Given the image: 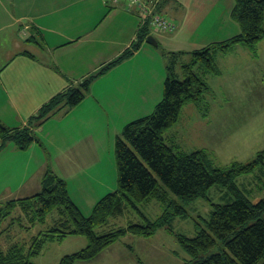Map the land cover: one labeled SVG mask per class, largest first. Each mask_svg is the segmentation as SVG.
<instances>
[{"label": "rangeland", "instance_id": "obj_1", "mask_svg": "<svg viewBox=\"0 0 264 264\" xmlns=\"http://www.w3.org/2000/svg\"><path fill=\"white\" fill-rule=\"evenodd\" d=\"M210 1L208 0V9L212 10L214 5L220 8L216 0ZM228 5L229 3L225 12L230 9L231 5L234 6V0L231 1L229 7ZM196 6L197 1L193 0L190 3L193 13L196 11ZM134 17L141 20V16L134 15ZM232 24L235 28L234 36L240 30L235 22ZM150 33L158 39L160 45L157 48L147 47V50L152 53L147 52L140 55L141 57H136V63L140 62V73L134 74L124 85L121 83V75L93 82L88 92L84 94V100L77 108L79 109L77 113L69 114L70 109H64L56 117L61 127L54 126L51 139L55 142L60 139L66 147L64 148L61 144L57 153L62 148L66 151L68 147H73L71 151L77 152L79 148L73 146L71 139L79 136V131L74 133L67 125L92 115V125L87 124L86 121L82 125L86 128L85 135L89 134L88 128H93L90 133L92 141L89 142L86 137L85 144L81 148L86 156L85 163H82L80 159H78L79 164L60 162V158L57 162L52 157L47 161L45 170V172L49 170L58 177L64 178L70 199L86 216L98 201L95 198L89 202V192L96 191L93 188L96 181L102 183L103 180L99 176L105 178L106 186L113 188L104 193L116 190L117 173L114 156L116 138L121 137L128 123L153 113L155 106L162 98L166 75L165 66H168L171 60L168 58V50L166 51L162 40L159 39V32L155 33L152 30ZM202 35L198 33L193 39H187L179 45L185 50L202 49L208 43L203 38L197 39ZM174 60L173 69L176 78L182 80L181 67L190 62L189 55L185 54ZM137 64L133 66V69L122 68L120 72H136ZM216 64L221 73L218 76L208 75L198 66L193 69V72L201 77L212 91L210 95L205 96L207 99L203 101L208 103V123L195 124V119L192 118L194 113L190 112L195 107L187 104L181 111L180 120L166 130L163 137L165 144L175 153L203 150L215 167L224 169L233 162L249 163L255 159L258 152L264 150V39L256 45L254 54L247 48L234 46L228 55L217 54ZM138 77L146 79L144 84L135 81ZM80 84L81 82L69 86L68 89L79 88ZM93 109L96 111H92ZM50 128L51 124L47 123L37 132L38 138L44 144L50 138ZM8 146L13 145L9 143ZM4 150L6 151L0 153V199L18 200L40 192L43 174L39 187H35L30 182V179L37 177L33 176L38 165L37 154L33 153L34 151L22 153L20 159L16 160V155L10 154L9 149ZM47 150L55 156L54 150L51 148ZM66 160L70 161L68 156ZM158 183L162 186L160 181ZM234 183L251 202L264 199V169L262 166H258L252 173L237 177ZM5 187L9 193L5 191ZM206 194L207 200L198 198L184 205L185 217L173 218L171 226L175 233L189 238L195 237L201 227L205 228V221L209 220L212 210L210 203L227 204L233 199L228 188L221 185L210 187ZM170 196L176 199L173 195ZM2 205L3 203L0 207ZM137 208L152 222L160 217L164 210V206L157 200L142 203ZM61 219L62 216L54 210L46 217L44 224L36 223L28 226L27 219L21 210L16 208L0 224V249L5 252L13 245L28 246L30 240L39 232L59 223ZM262 219H264V214H262ZM143 222L134 209L123 208L121 214L110 218L106 225L96 228L95 232L102 234L117 228H126L131 223L143 224ZM87 244L85 237L68 235L60 242L46 243L42 252L32 258L31 262L33 264H59L62 257L85 248ZM221 246V243L217 242L213 252H218ZM187 260L188 256L175 236L161 227L154 235L147 238L125 234L96 257L81 264H184Z\"/></svg>", "mask_w": 264, "mask_h": 264}, {"label": "trees", "instance_id": "obj_2", "mask_svg": "<svg viewBox=\"0 0 264 264\" xmlns=\"http://www.w3.org/2000/svg\"><path fill=\"white\" fill-rule=\"evenodd\" d=\"M144 1L151 7L152 14H159L160 0ZM230 18L239 27L237 35L189 53L168 54L171 62L165 66L162 98L153 113L128 123L121 137L116 138V190L98 199L89 215L79 210L69 197L66 183L49 170L41 178L40 192L3 203L0 224L16 208L21 210L28 226L44 224L54 210L62 219L39 232L28 246L13 245L5 252L0 249V264H33L31 259L42 252L46 243L60 242L68 235L82 236L88 241L85 248L65 255L59 261V264H77L93 259L125 234L147 238L161 227L175 236L188 256L184 264H264V199L251 202L234 183L237 177L252 173L258 166L264 169V150L249 163L233 162L222 169L215 167L203 150L175 153L165 144L163 137L166 130L177 123L185 105H194L202 118L209 113L208 103L203 101L212 91L193 72L195 66L208 75L218 76L221 73L216 64L217 54L228 55L234 46H242L254 54L256 45L264 39V0H234ZM144 19L140 20L142 25L136 42L118 61L133 55L149 36L150 22ZM185 54L189 55L190 62L182 65V80H178L173 69L174 59ZM89 86L90 80H87L79 88H69L53 96L29 117L26 127L10 128L0 123V151L7 143L22 151L35 142L41 143L36 128L62 110L78 106ZM214 185L227 187L233 199L227 204L210 203L209 220L195 237L175 233L171 226L173 218L186 216L184 205L198 198L207 200L206 192ZM151 200H157L164 206L162 215L153 222L137 208ZM123 208L134 209L143 219V224L131 223L126 228L102 234L95 232L110 218L121 214ZM217 242L222 246L218 252H213Z\"/></svg>", "mask_w": 264, "mask_h": 264}, {"label": "crops", "instance_id": "obj_3", "mask_svg": "<svg viewBox=\"0 0 264 264\" xmlns=\"http://www.w3.org/2000/svg\"><path fill=\"white\" fill-rule=\"evenodd\" d=\"M160 1L159 10L163 13L159 10L157 13L161 16L165 14L164 17L174 26L169 32L158 33L169 53L192 51L193 49H182L180 45L187 39H193L198 33L203 35L197 39L203 38L208 42L207 45L224 41L235 34L230 18L232 5L227 12L224 11L232 0H216L220 8L213 4L212 10L208 9V0H196L194 13L190 8L193 0ZM132 5L125 0L115 4L106 0H0V123L10 128L26 127L29 117L35 115L42 104L66 91L69 86L87 80L92 84L120 75L124 85L130 77L140 73V62L136 63V57L147 52L152 53L147 47L153 46L148 45L146 39L133 55L118 61L136 42L142 25L134 17L137 14L133 13L135 7ZM155 40L158 43V39ZM159 45L158 43L157 46ZM136 64V72H120L122 68L133 69ZM135 81L144 84L146 79L138 77ZM79 105L70 109L69 114L77 113ZM190 112L194 113L192 118L195 119V124L208 123L209 113L202 118L196 108ZM58 116L59 113L35 130L37 134L47 123L51 124L50 138L45 144L42 141L35 142L24 151L8 146L9 143L4 147L9 149L10 154L16 155V160L20 159L22 153L34 151L37 154L38 165L33 173L37 177L30 179L35 187L40 186V178L45 173L47 161L52 157L55 161L60 158V162L79 164L80 159L85 163L86 156L81 148L86 137L89 142L92 141L90 133L93 128H88L89 134L85 135L86 128L82 125L84 121L92 125V115L67 125L70 131H79L80 135L71 139V143L80 151L72 152L73 147H68L66 151L62 148L57 153L61 144L66 148L60 139L57 142L51 139L54 126L61 127L59 119L56 118ZM58 132L60 134L59 130ZM48 148L54 150L55 156L48 152ZM4 149L0 153L6 151ZM66 156L70 161L66 160ZM99 177L103 181H96L93 186L96 191L89 192V202L103 197L106 190H113L106 186L103 176ZM59 178L64 181V178ZM5 191L9 193L7 187ZM5 200L0 199V205Z\"/></svg>", "mask_w": 264, "mask_h": 264}, {"label": "built area", "instance_id": "obj_4", "mask_svg": "<svg viewBox=\"0 0 264 264\" xmlns=\"http://www.w3.org/2000/svg\"><path fill=\"white\" fill-rule=\"evenodd\" d=\"M108 1L115 4V3L119 2V1H123V0H108ZM125 1H127L128 3L134 2L135 4H138V5H139L140 1L143 2L144 5L141 7L142 8L141 12H144L143 16L154 18V21L150 22V26L154 31L163 32V31H167L173 27L172 23L169 22L164 17H162L161 15L152 14L151 7L144 0H125Z\"/></svg>", "mask_w": 264, "mask_h": 264}, {"label": "bare ground", "instance_id": "obj_5", "mask_svg": "<svg viewBox=\"0 0 264 264\" xmlns=\"http://www.w3.org/2000/svg\"><path fill=\"white\" fill-rule=\"evenodd\" d=\"M131 4H133L132 6H134V10H135V13L137 14V16H141V18H145L144 20L147 21V22H152L154 21V18L153 17H146V16H143L144 12H141V7L144 5L142 1L139 2V5L138 4H135L134 2H131ZM166 32H169L168 30ZM149 35H151L153 37V35L150 33ZM154 38V37H153Z\"/></svg>", "mask_w": 264, "mask_h": 264}, {"label": "water", "instance_id": "obj_6", "mask_svg": "<svg viewBox=\"0 0 264 264\" xmlns=\"http://www.w3.org/2000/svg\"><path fill=\"white\" fill-rule=\"evenodd\" d=\"M146 42L154 47L157 46L156 40L151 35L147 36Z\"/></svg>", "mask_w": 264, "mask_h": 264}]
</instances>
